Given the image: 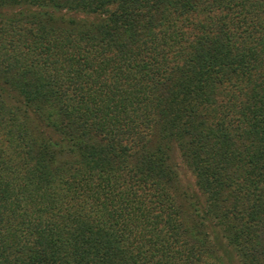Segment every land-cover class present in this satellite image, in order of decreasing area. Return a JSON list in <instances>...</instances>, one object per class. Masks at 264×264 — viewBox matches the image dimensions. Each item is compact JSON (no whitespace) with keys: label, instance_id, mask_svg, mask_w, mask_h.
<instances>
[{"label":"trees","instance_id":"trees-1","mask_svg":"<svg viewBox=\"0 0 264 264\" xmlns=\"http://www.w3.org/2000/svg\"><path fill=\"white\" fill-rule=\"evenodd\" d=\"M0 264H264V0H0Z\"/></svg>","mask_w":264,"mask_h":264},{"label":"rangeland","instance_id":"rangeland-1","mask_svg":"<svg viewBox=\"0 0 264 264\" xmlns=\"http://www.w3.org/2000/svg\"><path fill=\"white\" fill-rule=\"evenodd\" d=\"M180 167H181V181L185 186H188L191 190H194V183H193V178L192 175L184 168L182 165V162L180 161V158L177 157Z\"/></svg>","mask_w":264,"mask_h":264}]
</instances>
